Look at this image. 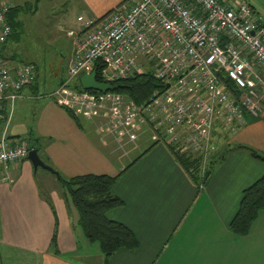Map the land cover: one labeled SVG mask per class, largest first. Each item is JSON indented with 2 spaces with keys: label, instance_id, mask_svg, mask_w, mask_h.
<instances>
[{
  "label": "crops",
  "instance_id": "crops-1",
  "mask_svg": "<svg viewBox=\"0 0 264 264\" xmlns=\"http://www.w3.org/2000/svg\"><path fill=\"white\" fill-rule=\"evenodd\" d=\"M11 1L14 7L27 5ZM60 1L63 5L71 2L73 9L80 10L78 15L100 18L133 0ZM22 12L11 14L13 34L0 46L8 67L21 64L10 43L19 38ZM70 31L76 30L68 34ZM29 63L36 66L37 80L22 90L13 110L7 104L8 123L0 124V140L6 131L9 142L15 145L19 137L33 130L45 140L44 151L53 166L73 177L120 175L131 159L117 157L113 146L131 138L138 153L113 187L125 204L110 210L108 216L127 225L140 245L135 251L122 248L106 260L100 246L86 239L77 211L67 205L57 177L46 172L41 175L29 159H24L0 169V264H264V212L245 235L230 228L244 190L264 176V162L245 150H232L200 191L153 130L139 127L134 135L102 134L99 118H78L80 125L49 96L66 78L47 92L40 67ZM238 143L264 152V114L248 117L223 147L233 148Z\"/></svg>",
  "mask_w": 264,
  "mask_h": 264
},
{
  "label": "built area",
  "instance_id": "built-area-1",
  "mask_svg": "<svg viewBox=\"0 0 264 264\" xmlns=\"http://www.w3.org/2000/svg\"><path fill=\"white\" fill-rule=\"evenodd\" d=\"M13 6L0 4V46L13 34ZM78 21L80 30L69 32V76L49 96L79 119H101L102 134L149 128L167 146L200 152L206 162L218 149L216 128L235 134L246 124L244 111L264 114V11L246 0H133ZM98 68L103 82L150 74L160 86L140 102L118 91L79 89L80 75ZM36 80L34 64L8 67L0 55V119L3 106L13 110ZM29 151L25 142L12 145L5 131L0 169L28 159Z\"/></svg>",
  "mask_w": 264,
  "mask_h": 264
},
{
  "label": "trees",
  "instance_id": "trees-1",
  "mask_svg": "<svg viewBox=\"0 0 264 264\" xmlns=\"http://www.w3.org/2000/svg\"><path fill=\"white\" fill-rule=\"evenodd\" d=\"M23 9L24 8L19 6H13L11 8L8 18L13 28H15V26L11 14H13V12L18 13ZM97 73L98 79L101 81L102 77L99 68ZM124 84H127L128 88H122L116 91L127 94L138 102L147 98L155 88L160 86L158 81L150 74H137L125 80ZM77 87L82 89L80 83ZM6 107L7 104H5L1 110L3 118L0 119V124H3L4 122L2 121L6 120L8 116ZM248 117H252L253 119L260 118L254 117L244 111V119L246 122ZM75 119H77L78 123L81 125L80 120L77 117H75ZM230 135V131H220L218 128L214 130L212 139L218 145V149L208 156L206 162H204L205 155L200 152L194 153L189 149H180L176 151L172 146H168L175 156V159L188 173L200 191L203 190L209 182L215 167L222 162L232 150H245L254 158L264 162V152L247 144L238 143L233 146V148H226L222 151L223 148H219L218 142L220 140L227 141ZM21 137H19L21 143H27L29 150L37 149L42 160L54 168L55 172L52 174H54L59 181L62 195L67 205L77 211L78 224L86 239L90 243H97L100 246L106 260H109L113 254L122 248H127L132 251L138 249L140 243L135 233L124 223L113 220L108 216L110 210L125 204L123 199L114 194L113 187L121 174L131 167L132 164H129L128 167L117 176L107 174H85L68 177L53 166L50 157L44 151L45 140L42 137L35 134L33 130H30L26 136ZM155 145L156 143L152 144L145 153H148ZM142 155L143 154L139 155L136 159L138 160ZM47 200L49 204L53 206L50 198ZM262 212H264V176L244 190L239 210L230 224L231 230L237 235L247 234L255 219ZM55 241L56 235L54 236V242Z\"/></svg>",
  "mask_w": 264,
  "mask_h": 264
},
{
  "label": "rangeland",
  "instance_id": "rangeland-1",
  "mask_svg": "<svg viewBox=\"0 0 264 264\" xmlns=\"http://www.w3.org/2000/svg\"><path fill=\"white\" fill-rule=\"evenodd\" d=\"M23 2L24 7L20 19L22 25L19 28V38L11 41V50L16 51L19 63L34 62L40 67L41 79L46 81L47 92L54 89L62 78H67L68 65L74 51L75 36L68 34L69 30H80L78 13L80 10L73 9L72 3H60V0H15ZM238 2L243 0H237ZM251 3L258 11L263 12L264 7L257 0H246ZM4 2H13L11 0H0ZM14 5V4H13ZM80 16L88 18L86 13ZM44 88H42L43 90ZM127 93V92H124ZM47 95V94H46ZM101 120V119H100ZM99 120V121H100ZM234 136V134H232ZM232 136L230 135L229 138ZM131 138L122 140L119 144L113 146L114 154L119 157L131 159L132 162L137 152ZM226 140H220L219 147L223 148ZM28 145V144H27ZM127 157V158H126ZM40 174L45 172L55 178V175L39 169ZM45 173V174H46ZM81 241V240H80Z\"/></svg>",
  "mask_w": 264,
  "mask_h": 264
},
{
  "label": "water",
  "instance_id": "water-1",
  "mask_svg": "<svg viewBox=\"0 0 264 264\" xmlns=\"http://www.w3.org/2000/svg\"><path fill=\"white\" fill-rule=\"evenodd\" d=\"M257 1L264 7V0ZM97 75L98 74L96 70H93L90 74L84 73L80 75L79 81L82 88L86 90H98L102 92H107L109 90L116 91L118 89L128 88V85L124 83L111 84L100 81ZM28 159L31 161L36 171L42 168L51 173L55 172L54 168H52L42 160L37 149H31L29 151Z\"/></svg>",
  "mask_w": 264,
  "mask_h": 264
}]
</instances>
